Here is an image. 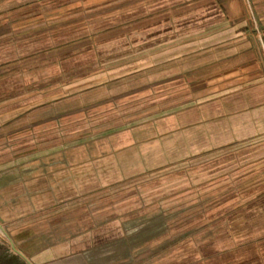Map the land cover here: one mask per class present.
Masks as SVG:
<instances>
[{
  "label": "crops",
  "instance_id": "crops-1",
  "mask_svg": "<svg viewBox=\"0 0 264 264\" xmlns=\"http://www.w3.org/2000/svg\"><path fill=\"white\" fill-rule=\"evenodd\" d=\"M155 1L167 8L139 27L138 52L128 50L123 60L138 67L125 78L167 81L172 94L180 81L253 50L233 0ZM253 3L264 30V0ZM35 14L34 0H0V40L33 31ZM1 44L3 97L15 89L5 80L25 78L17 70L34 59L4 57ZM240 75L185 103L140 106L125 123L75 142L32 136L20 146L19 113L27 110L5 116L0 105V223L9 240L0 241V264H103L104 255L105 264L125 261L109 251L116 241L127 244L122 229L152 216L148 207L192 193L215 195L187 217L177 264H264V80ZM116 187L120 194L106 204L85 198Z\"/></svg>",
  "mask_w": 264,
  "mask_h": 264
},
{
  "label": "rangeland",
  "instance_id": "rangeland-1",
  "mask_svg": "<svg viewBox=\"0 0 264 264\" xmlns=\"http://www.w3.org/2000/svg\"><path fill=\"white\" fill-rule=\"evenodd\" d=\"M233 2L239 19L248 25L246 35L253 42L251 53L235 64L217 66L201 78L180 81L178 90L175 88L171 94L167 81L124 77L138 67V64L123 63L125 53L133 49L138 52L135 46L140 40L139 27L163 18L153 14L156 8H167L160 9L164 1L34 0V30L29 26L28 30L9 32L0 40L4 57L17 55L21 59H34L23 67L19 65L22 68L17 71L25 78L5 80L4 87H15L12 90L15 94L0 97L5 116L15 109L27 110L19 113V135L24 136L19 139V145L29 143L28 138L32 136H36L35 141L46 136L61 143L87 140L93 134L125 123L126 117L136 115L140 106L165 99L185 103L210 92L207 90L219 85L216 83L228 82L239 74H243L240 77L251 75L244 82L264 80V30L253 0ZM240 67L243 73L234 71ZM120 190L118 187L106 189L85 198L106 204ZM210 194L215 195L192 193L180 197L181 202H167L157 209L148 207L152 216L141 224H132L129 230L122 229L129 233L124 240L127 244L123 246L122 240L109 247L115 260L128 257L115 264H177V247H181L187 232V217L200 214L210 201L207 199ZM217 197V194L211 197V201ZM7 240L0 230V241L8 244ZM100 248V253L107 250V247ZM100 260L105 264L108 257L101 256Z\"/></svg>",
  "mask_w": 264,
  "mask_h": 264
},
{
  "label": "bare ground",
  "instance_id": "bare-ground-1",
  "mask_svg": "<svg viewBox=\"0 0 264 264\" xmlns=\"http://www.w3.org/2000/svg\"><path fill=\"white\" fill-rule=\"evenodd\" d=\"M3 227H4L3 225L0 226V230H1L4 234L8 235V233L6 232L5 228H3Z\"/></svg>",
  "mask_w": 264,
  "mask_h": 264
},
{
  "label": "water",
  "instance_id": "water-1",
  "mask_svg": "<svg viewBox=\"0 0 264 264\" xmlns=\"http://www.w3.org/2000/svg\"><path fill=\"white\" fill-rule=\"evenodd\" d=\"M0 226H2V224L0 223ZM4 228V227H3ZM12 246L14 248L15 251L19 252V250L15 247L14 243H12Z\"/></svg>",
  "mask_w": 264,
  "mask_h": 264
}]
</instances>
